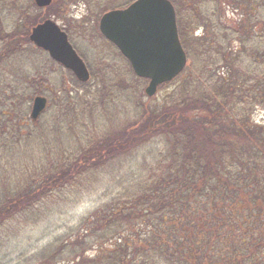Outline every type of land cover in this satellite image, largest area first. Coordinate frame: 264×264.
<instances>
[{
    "label": "trees",
    "instance_id": "16d2710c",
    "mask_svg": "<svg viewBox=\"0 0 264 264\" xmlns=\"http://www.w3.org/2000/svg\"><path fill=\"white\" fill-rule=\"evenodd\" d=\"M20 1L25 6L0 0V230L22 212L51 200L63 204L70 194L95 186L97 205L82 214L69 238L56 240L60 245L48 254L52 259L66 258L64 264H264V124L251 115L254 106L264 109V19L257 18L264 0H218V7H230L234 16L215 24L221 36L210 14L207 24L202 22L203 77L183 78L190 70L186 65L161 85L177 82L160 99L137 102L131 118L114 119L105 128L96 114V84L91 88L90 80L81 83L67 70L79 92L63 85L66 96H58L56 106L83 97L79 123L99 137L82 134L84 146L73 156L57 148L38 163L13 165L11 154L19 155L25 140L43 144L45 153L49 146L47 131L39 120H30L24 105L44 93L50 78L38 67L3 69L12 55L33 54L30 28L51 14L39 17L36 10L42 9L32 0ZM131 1L107 5L102 13ZM171 2L188 53L176 0ZM243 59L250 68L239 70ZM19 106L25 115L16 112ZM55 119L48 130L58 133L64 121ZM75 119L76 113L70 120ZM141 150L146 154L139 164L117 159ZM20 154L27 157L25 150ZM7 166L11 172L3 173ZM88 246L95 249L93 256L85 253Z\"/></svg>",
    "mask_w": 264,
    "mask_h": 264
},
{
    "label": "rangeland",
    "instance_id": "374dc122",
    "mask_svg": "<svg viewBox=\"0 0 264 264\" xmlns=\"http://www.w3.org/2000/svg\"><path fill=\"white\" fill-rule=\"evenodd\" d=\"M8 4H13L14 0H7ZM129 0H55L52 4L45 9L37 12L35 15L45 17L47 13L50 18L56 20L61 26L68 29V35L71 43L77 49L78 53L85 59L90 73L91 79L89 85L96 84L94 88L97 89L98 100L96 107V114L101 118L103 128L110 125V121L117 120L123 121L131 118L134 114L133 108L137 102L144 104H151V98L161 96L170 91L173 84L159 86L156 93L152 97L145 94L144 88L147 81L140 80L131 69L128 61L120 54L118 49L107 42L99 32L98 20L102 10L107 5L111 7L121 6L127 4ZM18 3L25 6V4L17 0ZM67 2V4H66ZM178 8V21L184 31V40L187 44V67L190 68L186 74L196 77L201 74L199 52H204L202 39L200 38L205 31L202 22L207 24V15L210 14L212 20L211 24L215 27L216 23H226L229 17L234 16V11L228 6L218 7V0H176ZM226 5V4H225ZM263 8L258 7L257 18L264 19ZM56 16V18H55ZM254 16V21H257ZM260 28V27H258ZM221 36V30L214 28V32ZM260 34H264L263 28L260 29ZM213 48V46H212ZM1 50V49H0ZM207 51H209L207 49ZM12 53V52H11ZM205 53V52H204ZM242 56L244 53H241ZM47 55L40 52L39 49L33 51V54H18L12 55L9 60L4 62L5 71L22 69L20 71H27L30 69L41 70L42 74L50 78V83L45 87L43 94L47 97L48 103L45 111L40 116L39 123L48 134V153H45V146L36 142L33 139L25 140L23 148L27 157L20 154H11L13 157L10 159L11 164L18 165L22 161H26L29 165L30 162L38 163L37 161L43 160L44 157H53L57 148L68 151V154L76 153L78 147H83L80 142L82 134H90L93 138L99 137L96 132L83 129L79 123L80 107L84 104V98L77 97L75 106L74 99L70 101V105L59 108L56 106L58 96H66L63 91V85L69 91L71 88H79L73 82L72 75H69L67 70L52 63ZM239 70L243 67L250 68L247 59H243L242 63L238 65ZM207 72V71H206ZM0 77H3L0 75ZM64 81V83H62ZM100 85V86H99ZM105 86V88H104ZM87 90L82 88V90ZM57 90L59 92L57 93ZM50 101V102H49ZM66 105V103L64 104ZM27 116L29 115L31 102L27 105ZM56 106V108H55ZM73 108V110L70 108ZM16 112L20 115H25L21 107L15 108ZM71 111V112H70ZM76 113V119L72 123L70 118ZM252 118L257 123L264 124V109L260 106H254ZM63 119L64 125L58 133L50 132L48 129L55 123V118ZM26 118V116H25ZM62 121V122H63ZM38 122V121H36ZM112 123V122H111ZM118 128V127H117ZM100 128L99 130H101ZM97 131V130H95ZM119 131V130H118ZM82 144V145H79ZM131 149H127L124 153ZM42 153L44 155H42ZM142 153L144 150L137 151L132 155L119 154L117 159L120 162L139 164L143 160ZM46 155V156H45ZM68 156L69 159L71 156ZM123 155V156H120ZM73 156V155H72ZM10 166V165H9ZM9 166L3 173L9 172ZM127 169V166H125ZM11 172V171H10ZM84 175H87L85 173ZM10 177H12L10 175ZM109 178V177H106ZM95 186L86 187L81 191L79 196L75 193L69 195V199L63 204L61 201L51 200L40 206H37L29 212H22L17 215L9 223L5 224L0 230V264H64L66 258L56 257L52 259L49 253L54 251L59 245L60 239L65 241L74 232V225L78 224L82 214L87 215L91 208L97 205ZM77 231V229H76ZM46 249V251H44ZM95 249L88 246L86 254H94ZM93 256V255H92Z\"/></svg>",
    "mask_w": 264,
    "mask_h": 264
},
{
    "label": "water",
    "instance_id": "95a60500",
    "mask_svg": "<svg viewBox=\"0 0 264 264\" xmlns=\"http://www.w3.org/2000/svg\"><path fill=\"white\" fill-rule=\"evenodd\" d=\"M33 1L45 7L52 0ZM99 31L129 61L135 75L148 79L144 89L148 97L185 67L187 57L178 36L175 10L169 0H134L124 8L109 10L99 19ZM29 39L47 51L51 59L69 69L79 81L89 79L85 62L54 20L47 18L32 27ZM46 104L45 96L36 95L30 118L36 120Z\"/></svg>",
    "mask_w": 264,
    "mask_h": 264
},
{
    "label": "flooded vegetation",
    "instance_id": "af4514ba",
    "mask_svg": "<svg viewBox=\"0 0 264 264\" xmlns=\"http://www.w3.org/2000/svg\"><path fill=\"white\" fill-rule=\"evenodd\" d=\"M29 39V38H28Z\"/></svg>",
    "mask_w": 264,
    "mask_h": 264
}]
</instances>
